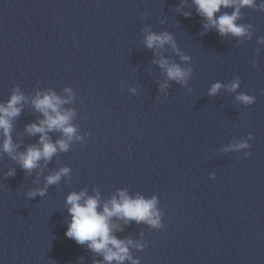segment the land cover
<instances>
[{"label": "water", "instance_id": "water-1", "mask_svg": "<svg viewBox=\"0 0 264 264\" xmlns=\"http://www.w3.org/2000/svg\"><path fill=\"white\" fill-rule=\"evenodd\" d=\"M205 22L192 0H0V101L14 86L29 101L14 121V141L20 151L38 142L24 131L43 118L31 99L50 89L68 99L66 87L73 95L62 107L73 110L81 137L31 174L0 155V264L102 261L65 236L66 196L94 189L104 200L118 189L159 198L163 229L118 221V238L148 242L130 248L141 264H264V11L241 10L250 39L202 34ZM146 28L173 34L191 58V91L174 82L168 97L158 91L166 77L153 59L180 60L167 45L154 56L143 43ZM236 77L253 105L225 90L208 95L212 83ZM250 133L248 158L220 151ZM61 135L49 133L53 141ZM62 167L68 177L28 198ZM10 168L16 175L5 178Z\"/></svg>", "mask_w": 264, "mask_h": 264}, {"label": "clouds", "instance_id": "clouds-1", "mask_svg": "<svg viewBox=\"0 0 264 264\" xmlns=\"http://www.w3.org/2000/svg\"><path fill=\"white\" fill-rule=\"evenodd\" d=\"M197 15L206 21L202 27L206 34L209 30H215L221 37L231 35L236 38H251V25L238 23L241 18L243 8H252L264 11V0H192ZM231 8L233 11L221 13L222 9ZM179 10V6L178 9ZM185 18H190V12L182 13ZM146 33L143 43L147 49L157 54V49H163L166 45L179 56L180 62H171L166 56L153 59L152 63L157 64L164 72L166 80L160 83L158 91L166 98L169 95L171 83H176L181 87L191 91L189 81L192 78L194 67L191 58L181 51L174 39L173 34L164 31L161 33L143 29ZM258 43L264 45V37L259 38ZM259 51V50H258ZM241 81L239 77L234 78L230 83L214 82L208 89L210 97L217 96L221 90L235 93V99L243 106H251L256 102L254 95L239 92ZM68 93V99H64L56 94L54 90L38 91L30 103L32 107L42 114V119L25 125L24 131L30 136L38 135V142L30 144L20 151L21 145L13 139L14 121L20 116L23 107L28 103V98L20 90L19 86H14L9 98L0 101V155H7L15 161L19 167L28 174L34 169L41 168V161L44 164L50 162L58 152H66L70 148V143L75 138L77 128L71 121L74 115L73 110L64 109L62 105L69 102L73 92L70 87L64 89ZM132 93L135 88L130 89ZM57 131L62 135L53 141L49 133ZM251 133L246 139L236 140L220 149L222 153L243 152L244 158H248ZM69 167H62L59 170L45 177L43 188L29 190L27 196L34 199L37 196L43 197L47 193L48 186L58 184L62 177H68ZM16 169L10 168L5 173V178L14 177ZM210 180L216 179V174H209ZM94 195H89L87 190L70 192L65 198V205L71 219L67 222L65 236L73 239L78 245H86L91 252L102 257V261H94L93 264H141L139 259H134L130 248L143 251L148 242L144 240L133 242L131 239H120L115 233L123 231V227L118 221L124 224L135 222L145 224L153 230L164 228L162 218L164 212L159 207V198L156 195L144 197L139 193L132 195L127 189H118L109 199L104 200L98 189H94ZM143 236V234H141ZM82 259V258H81Z\"/></svg>", "mask_w": 264, "mask_h": 264}]
</instances>
